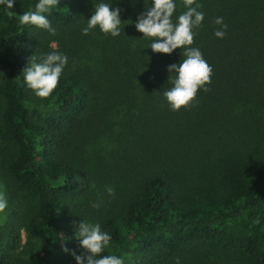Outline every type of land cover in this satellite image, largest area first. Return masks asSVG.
<instances>
[{
    "label": "trees",
    "instance_id": "obj_1",
    "mask_svg": "<svg viewBox=\"0 0 264 264\" xmlns=\"http://www.w3.org/2000/svg\"><path fill=\"white\" fill-rule=\"evenodd\" d=\"M96 2L57 0L54 33L18 23L35 0L0 6V264H75L81 219L123 264H264V0H194L212 71L177 111L161 92L182 49L153 53L132 23L148 0H105L117 37L81 33ZM53 50L67 64L36 97L21 70Z\"/></svg>",
    "mask_w": 264,
    "mask_h": 264
},
{
    "label": "clouds",
    "instance_id": "obj_2",
    "mask_svg": "<svg viewBox=\"0 0 264 264\" xmlns=\"http://www.w3.org/2000/svg\"><path fill=\"white\" fill-rule=\"evenodd\" d=\"M14 2L15 0H0V6L10 10ZM56 4L57 0H35L28 11L17 14L18 23L33 25L54 33L55 29L45 13ZM199 7L194 0H184L185 10L176 15L173 21L176 0H150V3L148 0L147 6L144 2V10L132 22L135 29L142 33V38H151L146 48H150L153 53L170 54L175 49H182L181 59L166 66V70L172 74L168 77L171 86L161 92L164 102L172 111L187 106L193 101L198 90L207 91L205 85L210 82L211 66L203 58L199 48L191 46L193 29L198 27L204 18V13L198 10ZM120 11L105 0H97L89 17L85 19V25L81 27V33L87 35L90 30L96 29L102 34L117 37L121 32ZM214 23L219 27L215 28L212 34L222 39L227 25L219 16L215 18ZM67 60V56L56 50L44 53L38 58L32 55L21 70L25 87L32 90L36 97H48L56 87ZM105 192L111 196L112 187L105 186ZM91 207L97 208L99 204L93 202ZM4 208L5 200L0 196V210ZM74 237L78 242L79 254L67 248L64 251L72 256L75 264H123L117 255L102 254L109 247L111 236L101 229L99 223L81 219L75 227Z\"/></svg>",
    "mask_w": 264,
    "mask_h": 264
},
{
    "label": "rangeland",
    "instance_id": "obj_3",
    "mask_svg": "<svg viewBox=\"0 0 264 264\" xmlns=\"http://www.w3.org/2000/svg\"><path fill=\"white\" fill-rule=\"evenodd\" d=\"M51 44L53 47L55 46V43H51ZM0 193H1V191H0ZM21 236H22V240H24V233L23 232H22Z\"/></svg>",
    "mask_w": 264,
    "mask_h": 264
}]
</instances>
